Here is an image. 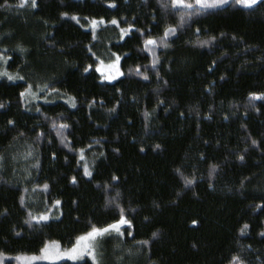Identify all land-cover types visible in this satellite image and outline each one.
Masks as SVG:
<instances>
[{
    "label": "trees",
    "instance_id": "obj_1",
    "mask_svg": "<svg viewBox=\"0 0 264 264\" xmlns=\"http://www.w3.org/2000/svg\"><path fill=\"white\" fill-rule=\"evenodd\" d=\"M185 3L0 0V264H264V0Z\"/></svg>",
    "mask_w": 264,
    "mask_h": 264
},
{
    "label": "snow or ice",
    "instance_id": "obj_2",
    "mask_svg": "<svg viewBox=\"0 0 264 264\" xmlns=\"http://www.w3.org/2000/svg\"><path fill=\"white\" fill-rule=\"evenodd\" d=\"M29 2V0H21V6H23L24 4H27ZM228 0H211V2H209V0H195V3L197 5H200L201 7H215L218 4H225L227 3ZM258 2V0H235L236 4H242L244 6L247 7H251L254 4H256ZM172 4L175 5H183L185 7H189L191 8L193 5L189 4V3H185V0H172ZM31 6L32 7H36V0H31ZM199 10V9H198ZM64 15H67L66 13ZM73 19H75V17H73ZM97 23V21L94 19L92 21L93 26H95ZM111 23L113 24H117L118 22L113 19L111 21ZM129 27L131 28L132 26L129 25ZM125 29H121V32H125ZM172 31H174V29H167L165 30V37L167 35H169ZM161 42H163V38H161ZM157 43V41L155 39L149 38L145 41L146 45H155ZM119 60L120 57L117 56L116 59L114 61H112L109 65H108V72L109 75L107 77H105L106 79H114L115 76L117 75H122L123 73L120 71L119 68ZM103 62H101L102 64ZM98 71H102L103 69L99 68L97 69ZM85 71H88V69L86 68ZM13 77H9V79H12ZM21 95L23 96L24 93H21ZM253 98H259L257 96V94L253 93L252 94ZM2 106V105H0ZM11 123V121H10ZM62 127H66V125H62ZM253 143L255 144L256 142L253 141ZM243 157H241L242 159ZM215 167V166H213ZM85 175H91L90 172L87 171V166H85ZM75 179V178H73ZM113 179H116V177H113ZM185 183L186 184H191L192 181L185 179ZM45 188L47 187V185L44 186ZM57 204H59V201H56ZM120 217L118 220H116L114 223L108 224L106 227H97L95 225L90 227V230L87 231L85 234H82L80 236H78L76 238V242L72 245L71 248L68 249H64L61 250L58 242H52L54 247H51L48 244H45L43 248H41L40 252L41 255L40 256H33L32 259H45V260H56V259H60L63 257H68L70 259L76 260V259H80L83 257L84 254H87L88 256H90L93 261L95 262L97 260V253H96V240L98 237H101L107 233H109L110 230H114L117 233L120 232V226L123 224H127L130 223V221H128L125 216H124V210L120 209ZM31 219L35 220L37 219V217L32 216ZM40 220H47L48 216L45 214H41L39 216ZM193 223H195V221H193ZM153 235L155 236L156 233H153ZM143 243H147L146 241ZM2 255V254H0ZM234 259H238V258H234Z\"/></svg>",
    "mask_w": 264,
    "mask_h": 264
},
{
    "label": "rangeland",
    "instance_id": "obj_3",
    "mask_svg": "<svg viewBox=\"0 0 264 264\" xmlns=\"http://www.w3.org/2000/svg\"><path fill=\"white\" fill-rule=\"evenodd\" d=\"M259 1V0H258ZM209 2H211V0H209ZM110 63H99V64H97L96 65V71L98 72V74L100 75V77H101V80H103V81H114V80H116L117 78H119L121 75H117V76H115V78L114 79H106L105 77H107L108 75H109V72H108V65H109ZM98 67L99 68H101V69H103L102 71H98L97 69H98ZM119 68H120V65H119ZM120 71L122 72V70H121V68H120ZM124 225H126V224H123V225H121L120 226V228L122 227V226H124ZM114 230H110L109 232H113ZM85 234V233H84ZM99 238L100 237H98L97 238V240H96V245L98 244V240H99ZM52 242H55V241H52ZM52 242H47L46 244H48V245H50L51 247H54V245H53V243ZM76 242V240L74 241V243ZM73 243V244H74ZM72 244V245H73ZM58 245H59V247H60V249L61 250H64V249H68V248H71L72 247V245L71 246H69V247H62L59 243H58ZM96 253H97V260L94 262L93 261V259L90 257V256H88L87 254H84L83 255V257L82 258H80V259H83L84 257H89L92 261H93V264H98V252H97V248H96ZM40 256L41 255V252L39 253V254H32V255H22V256H18L17 257V262H18V264H35V263H39V262H43V263H57V262H60V261H64V260H69V261H77V260H80V259H76V260H73V259H70V258H68V257H63V258H60V259H56V260H45V259H32V257L33 256Z\"/></svg>",
    "mask_w": 264,
    "mask_h": 264
}]
</instances>
